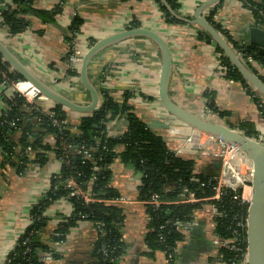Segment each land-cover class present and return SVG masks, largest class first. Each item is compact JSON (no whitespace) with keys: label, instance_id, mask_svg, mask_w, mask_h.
<instances>
[{"label":"crops","instance_id":"obj_1","mask_svg":"<svg viewBox=\"0 0 264 264\" xmlns=\"http://www.w3.org/2000/svg\"><path fill=\"white\" fill-rule=\"evenodd\" d=\"M180 5L179 16L192 20L195 10L208 0H176ZM260 3L261 0H253ZM55 6L62 9L54 23H43L30 15V26L23 32L10 36L0 27V39L7 48L45 82L68 97L80 90L79 80L66 77L67 66L62 59L66 53L65 30L74 17L82 20L80 31L75 35L77 46L87 49L91 40L98 41L114 33L128 29L135 21L140 27L159 34L169 45L172 54V74L169 95L181 107L200 114L231 129L239 130L247 125L251 138L264 144V118L252 98L264 105V97L252 86L246 87L232 81L220 71L219 53L214 43L199 40V30L195 25H166L158 4L154 0H35L34 8L50 10ZM207 10L203 11L205 18ZM262 15V14H261ZM189 17V19H188ZM260 19L262 22H260ZM215 20L242 44H246L248 27L255 25L264 29V14L260 18L244 0H222ZM50 65L53 67L51 68ZM160 53L158 48L144 38H133L113 45L98 54L90 63L88 74L96 87L104 88L110 96L121 101L125 92L132 94L129 100L135 113L144 123L153 118L169 125V129L157 133L165 138L167 147L181 158L193 160L198 173L214 170L218 160L209 155L193 154L184 144L188 130H177L174 122L168 120L158 102V81L160 73ZM253 73L264 81V68L254 62ZM3 86L0 85V95ZM11 89L5 90L10 94ZM87 93V92H86ZM80 94L81 101H89L88 93ZM152 98V101L148 100ZM69 98V97H68ZM71 99V98H70ZM211 102L214 110L206 113L205 107ZM5 105L0 96V115ZM67 110V109H66ZM68 120L74 124L81 115L67 111ZM127 128L122 118L108 124V135L117 137ZM173 132H172V131ZM170 132V133H168ZM244 133L243 131H240ZM53 144L52 137L45 139ZM121 152L122 147H117ZM195 150V149H194ZM60 169V162L50 154L44 167L31 166L24 174L16 173L10 164L0 166V264H5L8 254L17 239L29 225V212L40 197L48 190L52 175ZM110 185L120 198L129 201L122 204L124 224L122 227L123 254L118 264H166L162 251L149 249L146 235L149 232L146 206L138 199L141 185L139 173L129 164L116 160L111 165ZM71 206L66 200H59L47 211L50 218L44 231V241H48L60 216H69ZM199 226L184 236L178 243L173 264H213L215 254L210 235L213 222L205 208L196 212ZM97 239V229L90 222H82L73 229L66 240L53 247L61 255L60 260L44 261V264H90Z\"/></svg>","mask_w":264,"mask_h":264},{"label":"trees","instance_id":"obj_2","mask_svg":"<svg viewBox=\"0 0 264 264\" xmlns=\"http://www.w3.org/2000/svg\"><path fill=\"white\" fill-rule=\"evenodd\" d=\"M154 1L158 4L166 25L186 23L172 15L160 0ZM244 1L254 9L257 17L263 16L264 0L260 3L253 0ZM34 2L35 0H0V27L5 28L10 36H15L30 26V15L43 23H54L62 12L59 6L50 10L35 9ZM165 2L170 10L179 16L180 5L177 1L165 0ZM220 5L221 2L207 9L205 19L221 33L236 53H241L243 57L251 56L264 68V57L258 55L255 48L235 41L215 20ZM81 25L82 20L74 17L65 30L66 53L62 59L65 64ZM138 27L140 24L133 21L128 29ZM197 37L199 40L212 43L209 35L203 31H199ZM95 42L91 40L88 47ZM215 50L219 53L220 63L225 68V77L249 87L250 85L230 64L222 51L218 47ZM246 66L253 71L251 64ZM65 76L76 78L79 73L67 69ZM19 80H23L22 77L13 71L0 55V85L3 86L0 96L5 105L0 115V166L5 163L10 164L16 173L22 175L33 165L44 167L49 161L50 154H53L61 164L58 173L50 178L49 189L30 208L29 225L17 239L5 264H44L42 255L45 254H49L56 261L60 260L61 255L53 245L63 243L68 234L82 222H90L94 226L96 223L101 225L97 228L93 260L90 264H118L124 249L122 241L124 210L122 206L107 203L120 197L110 185L111 165L116 160L131 165L139 173L140 201H146L153 194H159L169 201L174 200L181 196L184 188L194 192L197 198L213 196V187L216 185L219 171L198 173L193 160L181 158L171 152L164 139L157 132L150 130L137 116L129 101L132 98L131 93L125 92L121 101H117L106 89L97 87L100 96L97 110L81 116L74 124L68 120V110L54 104L49 111L53 113V119L58 124L53 125L51 118L41 107L30 105L16 92L5 93V90ZM250 94L264 118V105L256 101L251 91ZM146 98L152 101V98ZM207 106L215 111L211 102ZM216 113L219 116L225 114ZM122 118L127 123L126 131L117 137L109 136L108 124ZM246 128L247 125L242 124L239 130L251 138L252 134ZM48 136L54 138V144L45 142ZM117 147H122L123 150L118 152ZM95 169L97 171H94ZM93 175H96L94 180H92ZM193 178L196 181H191ZM70 180L83 192L87 193L90 189L89 193L95 201L85 203L82 196L71 195L73 189L67 186ZM232 194L230 190L225 189V195L219 202L168 204L158 209L146 207L149 226L146 244L149 249L162 252L174 249L176 243L183 239V235L172 226V222L191 220L203 204L215 203L220 211L228 215L226 218L214 219V231L221 238L230 237L231 217L236 214L242 216L246 214L245 207L237 206L230 200ZM62 199L69 202L71 213L69 216H60L46 242L43 236L50 221L47 211L55 202ZM161 225H164L162 243L158 240ZM218 252V260L222 264L239 262L238 253L224 247L219 248ZM212 261L215 262L214 258Z\"/></svg>","mask_w":264,"mask_h":264},{"label":"water","instance_id":"obj_3","mask_svg":"<svg viewBox=\"0 0 264 264\" xmlns=\"http://www.w3.org/2000/svg\"><path fill=\"white\" fill-rule=\"evenodd\" d=\"M167 10L175 17L184 22L195 25L211 38L230 64L240 73L246 82L264 97V81L252 72L238 57L227 40L218 32L203 16V11L218 5L222 0H208L201 4L194 12L193 19L187 20L174 14L165 0H160ZM246 45L256 49V53L264 57V29L255 25L248 27ZM133 38H144L153 43L160 53V73L158 81V102L164 112L169 116L170 121H177L190 129L219 138L239 149L244 159L249 162L252 169L250 184V200L247 208V262L246 264H264V144L256 141L244 133L231 129L228 126L214 122L208 118L199 116L173 101L169 95V83L172 74V54L168 43L156 32L143 27L126 29L93 43L85 51L79 67V84L88 93L89 101L86 104H79L64 96L52 85L45 82L28 66L23 64L0 39V55L10 68L19 74L24 81L29 82L40 94L50 102L77 113L88 115L95 112L100 103V96L97 87L91 81L88 69L91 61L107 48ZM154 131L169 129L164 121L153 118L145 123ZM220 162L214 164L215 169H220Z\"/></svg>","mask_w":264,"mask_h":264},{"label":"built area","instance_id":"obj_4","mask_svg":"<svg viewBox=\"0 0 264 264\" xmlns=\"http://www.w3.org/2000/svg\"><path fill=\"white\" fill-rule=\"evenodd\" d=\"M86 50L87 49H83L77 46L76 43L74 42L73 47L71 48L69 52V56L67 57V62H66L67 69H72L79 73V67H80L83 55ZM236 54L238 55V57L242 60V62L245 65L253 64L255 62L251 56L243 57L241 53H236ZM218 67L220 71H223L225 75V68L222 66L220 61H219ZM78 77L72 78V79L78 80L79 79ZM21 82H27V81L19 80V81L14 82L12 86L9 88L11 89L10 94H12L13 92H16L20 96H22L26 100V102L29 103L30 105L41 107L47 113V115L51 118L53 125H57L58 122L55 119H53V113L49 111L50 108L53 107L54 104L50 102L42 94H40L34 87L33 89H35V93L33 94V96L27 97L25 93H22L18 90V85ZM205 111L206 113L211 112V110L208 108L207 105L205 107ZM37 121L39 122L40 120L38 119ZM172 122H174V125H172V127H175L177 130H188L189 131V134L185 135L184 144L190 145L193 147V150L188 149L190 153L209 155L213 159L218 160L220 162L221 167L219 169V175L216 178L217 179L216 185H214L213 187L214 194L211 197L197 198L194 192L189 191L188 189L184 188L182 189L181 196L177 199L169 201L168 199L164 198L163 196L159 194H153L146 201H142V204L145 205L146 207L158 209L159 207L163 205H168V204H193V203H199V202L205 203L207 201L219 202L222 200V197L225 195V189L230 190L233 193L230 197V200L233 203H236L237 206L246 208L245 216L236 214L231 217L232 227L229 228L231 229L230 237L221 238L214 231V227H215L214 219L215 218H226L228 215L224 211H220V209L215 203L202 205V208L207 207L209 209V213L212 217V222H213L212 232L210 235L211 244L214 247V251H215V254L213 256L215 262H213V264H222L218 260L219 259L218 249L221 247H224L234 253H238L237 256L239 257V262L237 264L246 263L247 262V244H246L247 224H246V220H247V208L249 205L250 189H251L249 181L251 179V173H252V169L250 165L249 164L247 165L246 163L243 162L244 157L237 147L231 144H228L219 138H215L210 135L190 129L189 127L181 124L180 122H177V121H172ZM52 139H53V144H54L55 140L53 137ZM163 139L165 140V138ZM175 155L178 156V154H175ZM243 167L246 168L245 172H243ZM94 171H97V170L95 169ZM57 173L58 172H56L55 174ZM95 177L96 175H93L92 180H94ZM191 181H196V179L193 178L191 179ZM67 186L73 189V191L71 192V195L82 196L85 203H92L95 201L91 193H89L90 189H88L87 193L83 192L82 190L76 187V184L72 180L67 182ZM201 186H203V184H201ZM48 189H49V186H48ZM128 202L129 201L123 200L120 197L115 200L107 201V203L112 204V205H117V206H121L122 204H125ZM172 226L175 227V229L179 231L184 237L188 235L189 233H191L194 228L199 226L198 217L195 213L191 220L185 221V222L174 221L172 222ZM98 227H101V225L99 223H96L95 228L97 229ZM163 230H164V225L159 226L158 240L161 243L164 242ZM178 243L179 242L176 243V246L171 251H168V252L163 251L166 264H173L174 255L177 250ZM51 258L52 257L49 254L42 255V262L50 261ZM235 263L236 262H232L231 264H235Z\"/></svg>","mask_w":264,"mask_h":264},{"label":"bare ground","instance_id":"obj_5","mask_svg":"<svg viewBox=\"0 0 264 264\" xmlns=\"http://www.w3.org/2000/svg\"><path fill=\"white\" fill-rule=\"evenodd\" d=\"M18 90L22 93H25L27 97H32L33 94L35 93V89H33V86L28 82H21L18 85ZM243 162L246 163L247 165L249 164V162L246 159H244Z\"/></svg>","mask_w":264,"mask_h":264},{"label":"rangeland","instance_id":"obj_6","mask_svg":"<svg viewBox=\"0 0 264 264\" xmlns=\"http://www.w3.org/2000/svg\"><path fill=\"white\" fill-rule=\"evenodd\" d=\"M84 92L86 93V91L83 89V87L80 86V90H79L78 93L73 94V95H70V96H68V97L71 98V100H73V101H75V102H80V99H79L78 96H79L80 94L84 93ZM86 94H87V93H86ZM87 102H88V101H86V102L84 103V101H81L82 104H86ZM200 114H202V115H199V114H198V115H199V116H204V117H205V115H206L205 112H200ZM205 118H206V117H205ZM245 169H246V168L243 167V172H245ZM202 209H203V208H201L200 210H202ZM200 210H199V211H200ZM206 210L209 211V209H208L207 207L205 208V211H206ZM244 264H246V263H244Z\"/></svg>","mask_w":264,"mask_h":264}]
</instances>
